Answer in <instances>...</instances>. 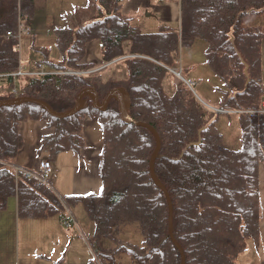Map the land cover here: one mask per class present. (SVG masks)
<instances>
[{"label": "trees", "instance_id": "trees-1", "mask_svg": "<svg viewBox=\"0 0 264 264\" xmlns=\"http://www.w3.org/2000/svg\"><path fill=\"white\" fill-rule=\"evenodd\" d=\"M123 1L97 0V14L90 22L56 28L60 61L49 62L47 50H41L45 57L41 63L50 69L87 74L23 78L16 96L4 92L12 87L9 80L0 90V101L39 99L64 113L87 88L97 92L100 102L109 91L125 89L130 117L159 136L155 175L170 197L173 237L185 264H237L249 243L254 249L260 245L257 175L264 164V113L257 111L264 99V29L245 27L243 19L264 12V0H179L180 30L161 26L154 32L133 25L121 12ZM17 3L0 0V74L14 73L20 65L18 41L6 36L17 29ZM21 10L24 20L30 21L34 0H21ZM196 40L206 44V64L221 83L220 108L229 118L231 111L241 112L236 114L241 134L237 151L225 147L216 127L222 113H211L182 81L171 93L166 91V79H175L168 69L178 65L180 48ZM92 42L100 45L106 66L101 70L85 61ZM108 71L109 77H104ZM84 101L82 111L62 120L34 104L0 107V211L13 198L19 217L62 220L63 207L55 195L10 167L19 165L24 143L20 125L44 124L47 133L37 153L52 161L63 153L81 156L84 121L97 119L103 141L98 165L101 192L65 197L71 207L82 206L93 223V250L104 264H118L121 255L132 264H181L169 235L167 198L149 171L156 147L153 134L138 124L123 123L114 100L103 112L93 109L90 98ZM199 132L200 144L189 146L198 142ZM129 224L138 226L140 246L124 245L119 239L121 227Z\"/></svg>", "mask_w": 264, "mask_h": 264}, {"label": "rangeland", "instance_id": "rangeland-1", "mask_svg": "<svg viewBox=\"0 0 264 264\" xmlns=\"http://www.w3.org/2000/svg\"><path fill=\"white\" fill-rule=\"evenodd\" d=\"M34 15L26 26L31 30L29 34L20 37L18 43L20 66L25 70L45 59L41 50H47L49 62H57L60 57L55 45L56 28H78L97 14V0H34ZM88 6V7H87ZM121 12L131 19V23L140 27L143 32H154L158 28L168 27L180 30L179 0H124ZM148 14V15H147ZM94 19V18H93ZM245 27H261L264 29V12L249 14L243 19ZM206 44L196 40L190 46L180 48L177 64L168 69L173 79H166V91L171 93L177 81L189 80L194 83L192 94L211 113H222L220 103L222 93L219 91V79L209 71L205 59ZM85 61L103 68L100 56V45L92 42L88 45ZM262 79L264 83V45L261 49ZM105 66V65H104ZM46 68L48 66L46 65ZM110 71L104 77H109ZM21 81V80H20ZM264 98V97H263ZM264 101V99H263ZM262 113L264 105L262 102ZM231 111L230 118L219 114L216 127L223 136L227 149L237 151L241 148V134L236 114ZM28 126L20 125L19 131ZM33 132L30 131V136ZM83 135L87 142H98L102 148V134L97 119L87 118L83 124ZM60 155H64L60 154ZM58 155V156H60ZM54 158L55 174H72L69 158L75 155ZM45 158V157H41ZM76 158L79 160L80 157ZM20 166V165H19ZM21 167H23L21 165ZM24 168V167H23ZM28 169V168H25ZM72 169V166H71ZM65 199V197H63ZM64 203L70 208L77 220L79 232L76 229H66L61 218L51 216L47 218L19 217L16 211L15 199H9L5 210L0 211V264H54L61 260L62 264H104L92 248L90 235L93 223L88 219L82 206L71 207L66 199ZM64 212V208H62ZM119 239L124 245L142 244V236L136 224L121 227ZM111 249L112 244L107 243ZM255 251L253 243H249L247 250L239 256L237 264H254ZM118 264H132L129 257H117Z\"/></svg>", "mask_w": 264, "mask_h": 264}, {"label": "crops", "instance_id": "crops-1", "mask_svg": "<svg viewBox=\"0 0 264 264\" xmlns=\"http://www.w3.org/2000/svg\"><path fill=\"white\" fill-rule=\"evenodd\" d=\"M35 8V1H34ZM60 61V59H59ZM41 62V61H40ZM39 63V62H38ZM21 81L18 82V85ZM8 92V91H4ZM264 105V101H263ZM28 126L21 128L20 134L23 136L24 143L18 159L19 165L24 168L32 169L36 167L37 160L41 158L37 151L40 147L41 138L47 133V130L42 122H26ZM30 131L33 135L30 136ZM99 143L85 141V149L81 152L80 159L76 156L69 158V166L72 174L62 175L55 174V160L52 165L54 168V176L51 184L55 191L61 197L80 196V195H96L101 192V182L98 174L99 157L101 148ZM69 153H64L67 156ZM62 155L58 158L63 157ZM72 166V169H71ZM258 200H259V235L260 245L258 249H254L256 257L254 264H264V164L258 167ZM16 205V201L13 202Z\"/></svg>", "mask_w": 264, "mask_h": 264}, {"label": "built area", "instance_id": "built-area-1", "mask_svg": "<svg viewBox=\"0 0 264 264\" xmlns=\"http://www.w3.org/2000/svg\"><path fill=\"white\" fill-rule=\"evenodd\" d=\"M17 29L16 31H9L7 32L6 36L7 38H13L16 39L19 43V39L24 34H29L31 30L26 26L27 22L24 20V17L22 15L21 10V0H18L17 4ZM16 51L18 52V45L16 47ZM110 65V64H109ZM104 66L103 68H105ZM101 70V69H98ZM97 71V70H96ZM87 74L85 72H73V71H55L50 69L49 67L46 68V65L44 63H37L36 65L32 66L31 68L25 70L19 65V68L16 72L10 73V74H0V90L5 89L4 84L5 82L11 80L12 81V87L8 90V92H11L15 96L18 93V82L27 77H56V76H81ZM184 84L190 89L193 90L194 83L189 80H183ZM222 114L226 113V111L221 110ZM257 112H263L262 108L260 111ZM15 174L20 173L24 178H32L36 181L37 185H43L47 187L58 199V201L61 203L62 207L64 208V216L62 218V225L66 229H76L79 232V227L76 218L72 214L70 208L64 203L63 200H65L63 197H61L53 188L51 184V180L54 176V168L52 165L51 160L47 158H39L36 163V167L32 169H25L19 165H12L10 166ZM80 233V232H79Z\"/></svg>", "mask_w": 264, "mask_h": 264}, {"label": "water", "instance_id": "water-1", "mask_svg": "<svg viewBox=\"0 0 264 264\" xmlns=\"http://www.w3.org/2000/svg\"><path fill=\"white\" fill-rule=\"evenodd\" d=\"M85 97L90 98V100L92 102L91 105H92L93 109L99 110L101 112L106 110V108H107V106L111 100H114L119 106L120 118H121V121L123 123H125V124H138L139 126L146 128L147 130H149L153 134L155 141H156V147H155V150H154V152L151 156V159H150L149 171H150V174H151L153 181L165 193V196L167 198L168 207H169V235H170V238H171L173 244L176 246V248L180 252L181 259H182L181 264H185V257H184L183 250L176 243V241L173 237V232H172V204L170 201V197L168 195V192L161 185V183L159 182V180L157 179V177L155 175L154 164H155L156 157H157V155L160 151V148H161V142H160L159 136L157 135L155 130H153L148 125H145L143 123H136L130 117V115H129V109L131 106L130 96L125 89L117 88V89H113V90L109 91L107 93L106 97L104 98V100L102 102H100L98 99L97 92L93 88H87L85 90H82L77 95L74 107L71 110L64 112V113H57L53 109H51V107L47 103H45L44 101L39 100V99H33V98H15V99H11V100H3V101H0V107L18 106V105H22V104H26V103L34 104V105L40 106L50 116H52L56 119L62 120V119L69 118V117L79 113L80 111H82V109L85 107V101H84ZM200 142H201V138H200V132H199L198 142L197 143H191L189 146H197L200 144Z\"/></svg>", "mask_w": 264, "mask_h": 264}, {"label": "bare ground", "instance_id": "bare-ground-1", "mask_svg": "<svg viewBox=\"0 0 264 264\" xmlns=\"http://www.w3.org/2000/svg\"><path fill=\"white\" fill-rule=\"evenodd\" d=\"M18 1V0H17ZM18 4V3H17ZM17 20H18V15H17ZM60 221L62 222V220L60 219Z\"/></svg>", "mask_w": 264, "mask_h": 264}, {"label": "flooded vegetation", "instance_id": "flooded-vegetation-1", "mask_svg": "<svg viewBox=\"0 0 264 264\" xmlns=\"http://www.w3.org/2000/svg\"><path fill=\"white\" fill-rule=\"evenodd\" d=\"M92 104V103H91Z\"/></svg>", "mask_w": 264, "mask_h": 264}]
</instances>
